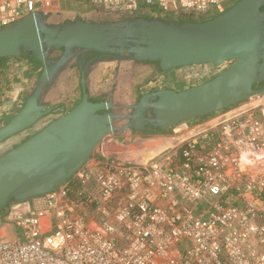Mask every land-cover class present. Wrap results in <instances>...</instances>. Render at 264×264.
<instances>
[{
  "label": "built area",
  "instance_id": "built-area-1",
  "mask_svg": "<svg viewBox=\"0 0 264 264\" xmlns=\"http://www.w3.org/2000/svg\"><path fill=\"white\" fill-rule=\"evenodd\" d=\"M64 1L0 0V29ZM85 1L197 22L238 0ZM5 225L17 234L0 237V264H264V104L148 162L86 163L0 213Z\"/></svg>",
  "mask_w": 264,
  "mask_h": 264
},
{
  "label": "water",
  "instance_id": "water-1",
  "mask_svg": "<svg viewBox=\"0 0 264 264\" xmlns=\"http://www.w3.org/2000/svg\"><path fill=\"white\" fill-rule=\"evenodd\" d=\"M98 11L103 17L37 10L0 29V59L28 56L42 67L23 107L0 127V144L55 111L58 106L45 99L72 67L78 70L81 89L79 102L68 112L0 156V207L63 186L94 153L175 146L264 104V0H238L197 22L148 10ZM98 61L116 64L115 75L136 76L146 66L158 75L184 67L229 66L200 85L146 94L137 90L136 100L118 105L115 81L101 99L89 96L87 75ZM198 118L211 119L166 136L172 127ZM127 132L163 136L102 144Z\"/></svg>",
  "mask_w": 264,
  "mask_h": 264
},
{
  "label": "crops",
  "instance_id": "crops-1",
  "mask_svg": "<svg viewBox=\"0 0 264 264\" xmlns=\"http://www.w3.org/2000/svg\"><path fill=\"white\" fill-rule=\"evenodd\" d=\"M54 10L66 11L69 13L70 12L79 13L94 18L103 17L102 16L103 14L98 11L101 9L97 10V8H93L88 5H81L77 7L73 6L72 8L69 7L61 8L60 5H57L55 6ZM124 65H125L124 67H129L126 63ZM41 70H42L41 65L33 58L28 56H23L20 58L0 59V127L5 125L23 107ZM115 71H116V64L111 62L98 61L91 66L87 75L89 96L91 99L99 100L103 97V95L110 92L114 85V81L116 82L115 92H114V102L118 105L130 104L133 101L134 95L135 94L137 95V90L142 94H146L157 89L155 86H152V80L155 79V77L158 76V74H154L153 68L149 66L144 67L143 69L144 74L139 76L133 74L131 75L129 73H124L122 71L120 72L118 71V73L115 75ZM76 73H77V103L79 102L81 98V89L79 84L78 70L75 67H72L69 70H67L63 76H61V78L56 83L55 87H53V89L50 91V93L45 99V101L49 103V105L58 106L55 109V111L52 112V114L59 113L62 111L61 107H63V101H66V100H62L63 96L66 95L67 93L71 94L70 82L74 79ZM139 79L142 80L139 83L136 82ZM192 86L194 85H191L188 88ZM171 90H175V89L172 88ZM66 109L67 108H65V110ZM65 113H61V114L59 113L58 116L60 117ZM191 121L196 122V120H190L189 122ZM49 123L50 122H48V124ZM181 124H183V129H185L183 133L189 131L188 128L191 129L198 126V125L195 126L194 123L187 124V121L182 122L178 125ZM178 125L172 127L167 132L169 133L168 136L170 137L177 136L175 132L179 130V128L176 129ZM42 128H40L38 131H40ZM11 138H9L8 140H10ZM8 140H6L5 142H7ZM96 157L97 154L94 153L89 158L87 163L95 162ZM13 206L14 203L9 204L8 206L0 207V213L6 214L9 211V209ZM2 227L3 228L0 229V237L3 235H6L9 238H13L14 236H16L17 232L11 226L5 225Z\"/></svg>",
  "mask_w": 264,
  "mask_h": 264
},
{
  "label": "rangeland",
  "instance_id": "rangeland-1",
  "mask_svg": "<svg viewBox=\"0 0 264 264\" xmlns=\"http://www.w3.org/2000/svg\"><path fill=\"white\" fill-rule=\"evenodd\" d=\"M86 5L85 0H65L60 4L61 8L69 7L72 8ZM155 10V9H152ZM229 65L225 64L219 68H213L210 65H203V66H192V67H184L173 69L164 73L159 74L152 80V86H155L157 89H172L174 88L175 91H181V89H186L191 85H200L208 80L216 77L220 74L223 70H225ZM142 79L137 80L136 82H140ZM71 83V94L67 93L63 96V107H61V113L67 112L73 106L77 104V73L74 76V79L70 82ZM184 89V90H185ZM137 95L135 94L133 100L137 99ZM65 108H67L65 110ZM49 114L48 116L42 118L36 125L23 131L22 133L14 136L7 142L0 144V156L7 152L9 149L14 148L16 145L20 144L21 142L25 141L32 135H34L40 128L44 125L48 124V122L53 121L54 119L58 118V114ZM125 113V112H123ZM191 123L187 121V124ZM123 124V123H121ZM183 130V124L178 125L176 129ZM177 133V131L175 132ZM169 133L166 134L168 136ZM163 135L158 134H141V133H125L123 137L113 138L108 137L105 141L102 142L103 145L107 144L110 141H114L119 145H128L138 140H143L147 138H158L162 137ZM166 147L161 148H154V149H145V150H138L132 151L128 153H99L95 160L98 161H106V160H119L121 162H129V163H144L152 160L155 156L158 155L161 151H163Z\"/></svg>",
  "mask_w": 264,
  "mask_h": 264
},
{
  "label": "flooded vegetation",
  "instance_id": "flooded-vegetation-1",
  "mask_svg": "<svg viewBox=\"0 0 264 264\" xmlns=\"http://www.w3.org/2000/svg\"><path fill=\"white\" fill-rule=\"evenodd\" d=\"M193 123H195V121H191V123L190 124H193ZM189 124V123H188Z\"/></svg>",
  "mask_w": 264,
  "mask_h": 264
}]
</instances>
